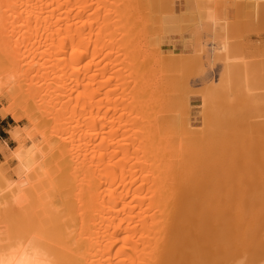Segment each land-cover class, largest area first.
<instances>
[{
    "label": "bare ground",
    "instance_id": "bare-ground-1",
    "mask_svg": "<svg viewBox=\"0 0 264 264\" xmlns=\"http://www.w3.org/2000/svg\"><path fill=\"white\" fill-rule=\"evenodd\" d=\"M135 10L132 0H0V94L15 101L0 116L18 120L22 104L44 126L42 147L20 145L15 179L0 186V210L14 184L28 207L13 213L26 230L0 227V264H264V178L230 186L222 151L193 131L189 107L164 109V67L136 45L129 20L135 33L145 19Z\"/></svg>",
    "mask_w": 264,
    "mask_h": 264
},
{
    "label": "rangeland",
    "instance_id": "rangeland-1",
    "mask_svg": "<svg viewBox=\"0 0 264 264\" xmlns=\"http://www.w3.org/2000/svg\"><path fill=\"white\" fill-rule=\"evenodd\" d=\"M140 1L142 2L141 4L138 3L137 0H132L133 5H135L136 10L133 11V13H130V17H131V15H135V14L139 15L140 14V15H142L141 18L143 17L145 19L144 20L145 24L142 21H141L142 24H139L140 20L139 21L137 20L138 24L142 27H140L138 25V28L140 31L138 30L139 31L138 32L136 30L135 33H134V30L137 29L136 28L137 23L135 21L129 20V23L131 25L129 27L130 28L133 27L132 35L134 34V36L136 37V39H137L136 42L138 43L140 41L138 43L139 45L137 43H136V45L140 46V47H144L145 49H143V48L142 49L145 52H147V53H145V54H147V56H146L147 61L146 62L151 63L152 60H156L158 58L159 63L161 62L160 64H163V66L162 65L160 66V67H164V68H162L163 70H160V73H161V76L163 75L161 78V82L163 81L164 83L163 82L160 83V87H161L160 89L161 90L163 89V91L160 90V92H161V94L163 92H166V93H163L161 96L163 97L165 95L164 98L165 99L167 98L166 100L164 99L165 100L164 102H162L163 105H166V103H167V106L165 108L164 107L163 108L166 109L169 106L168 111H182V109L187 110V109H185V107H187V108L189 107L188 108V114H189L188 117L190 120V124L193 126V127L192 126L191 127L194 128L193 131H195V130L197 132L201 131V133L198 134L200 136H202L203 134L206 136V133L208 132V135L206 136L207 138L205 137L207 142L210 140L208 142V144L209 143H211V144H209L208 146H212V145H213V147L217 146V149L220 148L218 150L222 151V153L224 154L223 155L220 152V154H222V155H220V157L222 159H225L224 160V166L225 165L226 166L224 167V172H225L224 176H226V180H228V182L230 184L233 181L236 182V180L238 179L237 181H239V182H236V183H238L240 187L236 186L238 184L234 185L235 182L230 184V186L231 185H233L234 187L236 186L237 188L235 187V189H238V190L240 188L243 190H245L244 188H246V190H248V189H250V187H251V189H253V186L258 185L257 184L259 182L258 178H261V176H262V178H264V175H262V174H264V168H262V167H264V163H262V162H264V158H262V157H264V138H262V137H264V123H262V122H264V111H262V110H264V51L253 52L252 50H250L248 44L243 39V35L238 34L235 31L230 30L229 24L227 23V21H224L218 15H216V17L214 19L212 18L213 16H211V18H210L211 21L208 24H206L205 26L203 25L202 27H200V26L196 25V27H195L193 25L194 27H192V26H190L189 21L181 20L177 16H175V14H174V0H165V1L163 0L164 5L162 4V0H160V1L157 0L156 2H155V0H149V1L148 0H140ZM197 1H200L203 5H205L208 10L214 11L216 13L222 11V8L226 7L227 5H231V3H232V2H228V0H197ZM244 1H249V3L256 5V7L260 3L259 0H252V1L251 0H244ZM143 2H144V4H143ZM238 2H240V1H238ZM169 6H171V7H169ZM136 7H138V9ZM161 8L163 10H161ZM165 9H166V11H165ZM151 15H152V17H151ZM133 17H132V19H133ZM135 17L138 19L140 18L139 16H135ZM135 17L133 20H136ZM143 18H142V20H143ZM149 20H150V22H148ZM168 23H170V24L168 25ZM151 25H153L154 27ZM150 26H151V28H150ZM140 28H142V30ZM183 28H185V29H183ZM145 30H148V31H145ZM138 33H139V35H138ZM183 33H190V34H192V37L190 39H183L186 51L185 50L184 51H176L174 49L175 48L174 36L175 35H182ZM144 35H146L147 37ZM139 36H141V37L137 38ZM186 36H188V35H186ZM144 37H146V38H144ZM146 41H147V43H146ZM144 42H145V44H144ZM141 43L143 44V46ZM151 43H152V45H154L153 51L151 48L152 47ZM151 53H153V54H151ZM199 53L201 54V56ZM158 54H159V56H158ZM185 54L188 55L189 58ZM170 55H171V57H170ZM176 55H178V56L180 55V56L178 57ZM183 55L186 56V58L183 57ZM147 57H150V58H147ZM191 57H192V59H191ZM153 58H155V59H153ZM171 59L175 60L174 64H172L173 66L170 64L171 62L173 63V60L170 61ZM176 59H177V61H176ZM176 64H178V65H176ZM202 65H203V67H202ZM175 66H176V68H175ZM229 66L232 69H230V70H229V68L226 69ZM174 68H175V70H174ZM222 68L226 71L223 72ZM234 70H236V71H234ZM245 72L246 73L248 72L249 74L248 73L246 74ZM222 73L225 74V76ZM164 74H166V75H164ZM172 75H174V76H172ZM164 76H165V78H164ZM226 76H227V78H225ZM5 80H6L5 77L3 75L1 76V72H0V81L4 82ZM164 80L165 81L167 80V81L165 82ZM168 81H169V83H168ZM234 82H237V83L234 84ZM186 85H188V86H186ZM234 86L237 87V89ZM179 87H180V89H179ZM203 91H204V93H202ZM160 92H159V94H160ZM183 92H185V93H183ZM246 94H247V96H246ZM185 96H186V99L184 98ZM187 96L191 97V100ZM252 96H254L255 99ZM186 100L188 102H186ZM260 101H261V103H260ZM183 102H186V103H183ZM13 103H15V101H13L12 99H9L6 95L0 94V110L8 107L9 105H12ZM181 103H182V106H183V104H185L186 106H184V108H182ZM201 104H202V106H201ZM19 106H21V107H19ZM22 108L27 110V107L25 105L18 104V107L16 109L17 111H15L17 116L19 117L18 120H16L11 115H7L4 118H2L0 116V119H4V121H5V123L3 122V124L0 123V127H1V125H3L6 128V130L4 132L0 130V137L4 138L6 140V142L5 141L0 142V180H3V181H0V186H3L6 183V181L9 182V181L15 179L14 169L16 167L17 162L13 156V153L19 149L20 145H24V146L28 147V146H31L33 144L34 145L35 144L41 145V143H42V138H41V136H39L40 134H38V131H42L41 128H44V126H41V128L38 129V127H36L34 125L36 123V122L34 123V120L30 121L27 118H25L26 113H25V110H23ZM174 108L175 109L177 108V109L175 110ZM260 109H261V111H260ZM217 111H218V114H217ZM258 111H260V112H258ZM235 112H239V113H235ZM203 113H205V114H203ZM253 114L256 116H253ZM203 116H205V117L203 118ZM232 116H233V118H232ZM249 116H250V118H249ZM47 118H49V117H47ZM203 119H204V122H203ZM239 119H240V121H239ZM208 120L210 123L208 122ZM225 120H226V123H225ZM241 121H243L244 123H242ZM239 123H240V125H239ZM203 124H205V126ZM197 127L201 128V130L198 129ZM203 129H204V131H202ZM223 129H225L226 132ZM220 130H222V131H220ZM11 131H17L18 132V137L20 140L19 142L13 140V138L10 135ZM211 132L212 133L214 132L213 133L214 135ZM215 134H216V136H215ZM218 135H220L221 137ZM240 136H242V137H240ZM208 137H209V139H208ZM237 139L239 140V142ZM234 140H235V142H234ZM212 141L213 142L215 141L216 143H219V144H216L215 142L213 144ZM249 141H251V142H249ZM230 142L232 143V145ZM197 143L200 144L199 142H197ZM225 143H226V146H225ZM238 143H239V145H238ZM42 145L39 147H42ZM249 149H250V151H249ZM246 152H249V153L251 152V153L249 154ZM242 153H243V155H242ZM233 154H234V156H233ZM235 154H236V156H235ZM255 154L259 155L262 160H260L259 156L257 157L258 158L257 159L256 158L257 155H255ZM231 155L233 157L230 159ZM238 155L240 156V158L238 157ZM248 155H250V156H248ZM245 156H247L246 157L247 159L245 158ZM237 157H238V159H237ZM248 157H249V159L254 157V160L250 159V162H249ZM235 158H236V163H235V160H233ZM244 158L247 161H244L243 160ZM227 159H228V161H226ZM240 159L243 161L241 163H243L242 165L245 167H243L241 165V163L238 162ZM225 161H226V163H225ZM231 162H233V163H231ZM255 162L256 163L259 162V164L257 165V164H255ZM239 163H240L241 168L239 166ZM260 164L262 166H260ZM236 165H238V166H236ZM250 165L252 167L255 165V167H253L254 172L256 171L254 174L252 172L253 168H251ZM228 166H229V169H227ZM233 166H234V170L237 172V173L235 172L236 176L238 175V177H235V175L233 173ZM242 167H243V169H242ZM248 168H250V169H248ZM245 169H246V171H244ZM226 170H229V171H226ZM238 171L241 172L242 174L238 173ZM249 171H251V173ZM260 171H262V172H260ZM228 172H230V173L228 174ZM245 173H247V176ZM248 173H249V175H248ZM231 174H233L234 176H232V177L229 176L230 179H228V175H231ZM255 174H256V176H255ZM241 175H242V177L245 176V177H243V182H245L243 184L241 181L242 178L240 177ZM246 177L247 178L249 177V178L247 180H244ZM231 178H235V179L237 178V179L236 180L233 179L230 182L229 180H231ZM262 178H261V180H262ZM247 181H249V182H247ZM1 182H2V184H1ZM15 183H17V182H15ZM261 183H264V182H261ZM241 185H243V186H241ZM13 186H16V185L14 184ZM233 186H232V189H234ZM12 187L9 189L12 191L8 190L9 193L4 192L5 193L4 196L6 197L5 201L7 203L5 201L4 202L6 203V205L9 204L12 206V204H13L14 207L16 205H17L16 207H18V206H19V208L21 207V209H20L21 211L18 212L19 208H18V210H16V207H15V209H13L12 208L13 206L12 207L7 206L8 208H6V207H4V205H5V203H4V205L2 207H4L5 210L3 209V211L2 210H0V211H2L1 212L2 215H4V214L5 215L3 216L4 217L3 218L2 215L0 214L1 215L0 216L1 217L0 222L2 221L0 223V227L2 229L3 227L8 228L9 226L14 225L13 226L14 228H15V226L17 227L16 231L19 229L20 230L22 229L24 231V230H26L25 229V227H26V223H25L26 218L25 217L26 216L24 217L25 221H24V218L22 216L24 214H26V213H24V210L26 211V209H28V207L24 204L22 205V203L20 204V201L17 202V199L19 198L17 191L13 192V190H16V187L13 189H12ZM16 194H17V196H16ZM13 200L15 202H13ZM23 206L25 209L22 208ZM9 208H11V210H9ZM6 210H7V212H6ZM9 211H11V212L13 211L12 215H13V213L14 214L18 213L17 216L20 214L22 215V213H23V215L21 216L22 220L20 217H18V218H20V220L18 218H16V215H13L14 217L10 216L8 214ZM6 213L9 216H7ZM5 217H7V218H5ZM8 217H10V218H8ZM11 218H13V219H11ZM6 224H8V226H6ZM16 224H19V225L17 226ZM24 224H25V226H24ZM11 230H12V232L14 231L13 229H11ZM17 232H19V231H17Z\"/></svg>",
    "mask_w": 264,
    "mask_h": 264
},
{
    "label": "crops",
    "instance_id": "crops-1",
    "mask_svg": "<svg viewBox=\"0 0 264 264\" xmlns=\"http://www.w3.org/2000/svg\"><path fill=\"white\" fill-rule=\"evenodd\" d=\"M243 1L228 0V2H232L231 5H227L222 8V11L216 13L208 10L205 5L197 0H174V14L181 20L189 21L192 27L208 24L211 21V16L214 19L218 15L227 21L230 30L243 35V39L250 50L253 52L264 51V0H259L260 3L257 7L249 1ZM191 37L192 34L190 33L175 35L174 49L184 51L183 39H190ZM3 122L5 123L4 119H0V123L3 124ZM0 130L4 132L6 128L1 125ZM2 141L6 142L4 138L0 137V142Z\"/></svg>",
    "mask_w": 264,
    "mask_h": 264
},
{
    "label": "clouds",
    "instance_id": "clouds-1",
    "mask_svg": "<svg viewBox=\"0 0 264 264\" xmlns=\"http://www.w3.org/2000/svg\"><path fill=\"white\" fill-rule=\"evenodd\" d=\"M238 264H243V260L239 261Z\"/></svg>",
    "mask_w": 264,
    "mask_h": 264
}]
</instances>
